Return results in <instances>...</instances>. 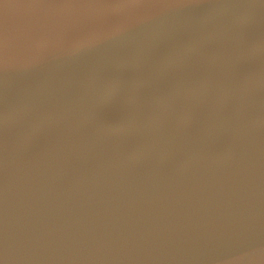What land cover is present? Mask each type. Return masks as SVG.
I'll return each instance as SVG.
<instances>
[{
  "label": "water",
  "instance_id": "water-1",
  "mask_svg": "<svg viewBox=\"0 0 264 264\" xmlns=\"http://www.w3.org/2000/svg\"><path fill=\"white\" fill-rule=\"evenodd\" d=\"M0 264H264V0H0Z\"/></svg>",
  "mask_w": 264,
  "mask_h": 264
}]
</instances>
